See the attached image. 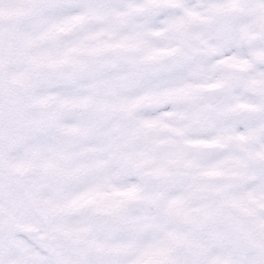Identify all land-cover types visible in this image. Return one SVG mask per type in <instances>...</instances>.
<instances>
[{
	"label": "snow or ice",
	"instance_id": "snow-or-ice-1",
	"mask_svg": "<svg viewBox=\"0 0 264 264\" xmlns=\"http://www.w3.org/2000/svg\"><path fill=\"white\" fill-rule=\"evenodd\" d=\"M0 264H264V0H0Z\"/></svg>",
	"mask_w": 264,
	"mask_h": 264
}]
</instances>
